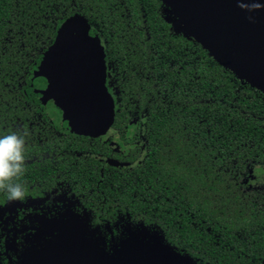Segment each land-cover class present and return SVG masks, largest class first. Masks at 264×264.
<instances>
[{
    "label": "trees",
    "instance_id": "16d2710c",
    "mask_svg": "<svg viewBox=\"0 0 264 264\" xmlns=\"http://www.w3.org/2000/svg\"><path fill=\"white\" fill-rule=\"evenodd\" d=\"M164 8L162 0H0V137L22 136L24 150L32 141L38 130L27 125H37L39 107L26 94L31 68L62 22L79 14L104 45L117 116L145 117L149 127L142 160L113 175L105 196L200 263L257 262L264 192L241 181L264 165V92L175 33ZM5 198L0 190V204Z\"/></svg>",
    "mask_w": 264,
    "mask_h": 264
},
{
    "label": "flooded vegetation",
    "instance_id": "af4514ba",
    "mask_svg": "<svg viewBox=\"0 0 264 264\" xmlns=\"http://www.w3.org/2000/svg\"><path fill=\"white\" fill-rule=\"evenodd\" d=\"M115 90L110 91L113 114L87 118L88 126L71 129L55 123L40 108L34 119L37 125L32 121L27 125L38 131L29 132L34 137L23 152L25 170L18 183L24 187V199L5 198L0 204V264H50L55 258L50 252L62 240L65 253L56 258L66 264H84L83 260L103 264L107 256L97 251L107 253L113 264H210L200 263L180 245L156 244L163 243L162 231L137 221L117 198L105 196L113 175L140 162L149 143L147 118L117 116ZM135 148L140 158L134 155ZM241 183L249 192H264V165H255ZM256 259L249 264H264L262 256Z\"/></svg>",
    "mask_w": 264,
    "mask_h": 264
},
{
    "label": "water",
    "instance_id": "95a60500",
    "mask_svg": "<svg viewBox=\"0 0 264 264\" xmlns=\"http://www.w3.org/2000/svg\"><path fill=\"white\" fill-rule=\"evenodd\" d=\"M162 1L165 20L175 33L183 34L207 49L193 36V25L201 21L203 32L208 36H215L216 40L227 38L231 42L230 49L221 48L228 54L227 58L241 64V69L231 68L207 49L214 59L235 75L237 71L244 74L254 72L256 66L262 68L264 74V0ZM185 11L189 12L190 19L182 15ZM31 70L32 77L26 94L55 123L61 121L71 129L84 123V126H88L87 118L97 120L107 117L115 108V99L107 84L108 63L104 45L98 33L79 14L62 22L55 42ZM236 77L240 80L243 78L239 75ZM251 86L257 89L253 84ZM261 92L264 91L261 89ZM156 244L164 243L158 241ZM64 246L63 240L56 244L50 252L55 254L50 264H66L56 258L58 253H65L60 248ZM71 251L67 254H71ZM97 253L106 254L107 257L102 259L103 264H113L107 253ZM80 262L90 264L84 260Z\"/></svg>",
    "mask_w": 264,
    "mask_h": 264
},
{
    "label": "clouds",
    "instance_id": "9594fccd",
    "mask_svg": "<svg viewBox=\"0 0 264 264\" xmlns=\"http://www.w3.org/2000/svg\"><path fill=\"white\" fill-rule=\"evenodd\" d=\"M24 144V138L15 133L0 137V190L7 192L10 201L25 197L23 185L13 182L25 170Z\"/></svg>",
    "mask_w": 264,
    "mask_h": 264
},
{
    "label": "rangeland",
    "instance_id": "374dc122",
    "mask_svg": "<svg viewBox=\"0 0 264 264\" xmlns=\"http://www.w3.org/2000/svg\"><path fill=\"white\" fill-rule=\"evenodd\" d=\"M182 15L184 17H187V19H190L188 11H185ZM200 22H195L194 25L192 23L193 36H195L199 41H201L204 45H206L207 49L219 60L225 62L228 66H230L233 69L236 70L241 69V64L239 62L234 61L231 58H227L228 54H226L225 50L221 48V46H223L225 49H230L231 42L227 38L216 40L215 36L214 37L208 36L205 32H203V28ZM206 42L208 44H206ZM241 72L239 71L236 72V75L243 77L241 80H244L245 82L251 85L253 84L260 91L261 89L264 91V74H262L263 73L262 68L256 66V70L254 72H245L246 74Z\"/></svg>",
    "mask_w": 264,
    "mask_h": 264
}]
</instances>
